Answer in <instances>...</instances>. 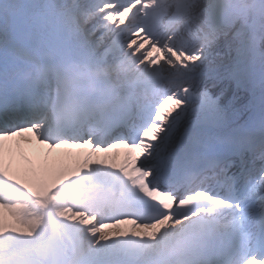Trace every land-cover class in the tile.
Listing matches in <instances>:
<instances>
[{
	"label": "snow or ice",
	"instance_id": "6c2138e0",
	"mask_svg": "<svg viewBox=\"0 0 264 264\" xmlns=\"http://www.w3.org/2000/svg\"><path fill=\"white\" fill-rule=\"evenodd\" d=\"M0 264H264V0H0Z\"/></svg>",
	"mask_w": 264,
	"mask_h": 264
},
{
	"label": "bare ground",
	"instance_id": "6f19581e",
	"mask_svg": "<svg viewBox=\"0 0 264 264\" xmlns=\"http://www.w3.org/2000/svg\"><path fill=\"white\" fill-rule=\"evenodd\" d=\"M64 151H79L81 153V155L85 154L87 152V150H61V152H64ZM117 151L123 153V149H118Z\"/></svg>",
	"mask_w": 264,
	"mask_h": 264
}]
</instances>
